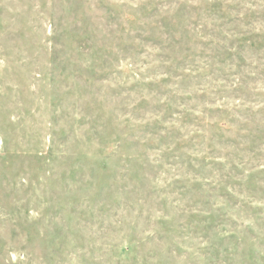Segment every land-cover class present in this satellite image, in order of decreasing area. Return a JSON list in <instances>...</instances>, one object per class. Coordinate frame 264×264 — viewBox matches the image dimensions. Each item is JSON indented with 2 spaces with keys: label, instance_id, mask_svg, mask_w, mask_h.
Listing matches in <instances>:
<instances>
[{
  "label": "rangeland",
  "instance_id": "obj_1",
  "mask_svg": "<svg viewBox=\"0 0 264 264\" xmlns=\"http://www.w3.org/2000/svg\"><path fill=\"white\" fill-rule=\"evenodd\" d=\"M0 264H264V0H0Z\"/></svg>",
  "mask_w": 264,
  "mask_h": 264
}]
</instances>
